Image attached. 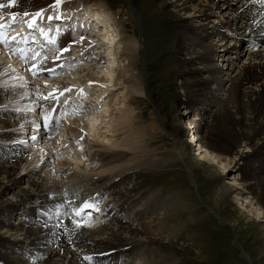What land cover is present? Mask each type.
Returning a JSON list of instances; mask_svg holds the SVG:
<instances>
[{"label":"bare ground","instance_id":"1","mask_svg":"<svg viewBox=\"0 0 264 264\" xmlns=\"http://www.w3.org/2000/svg\"><path fill=\"white\" fill-rule=\"evenodd\" d=\"M157 1L161 3L164 12L170 14L167 18L168 25L166 24L168 40L176 41L177 46L182 49L181 52H185L186 56H182V58L179 59L180 63L184 62V64L187 63L190 66V69L186 74L192 80L191 83L193 85L191 92L189 94L185 93L184 95L188 99L182 100L185 102V105L183 104V111L180 115H182V119H184L183 122H185V126L181 125L180 128L183 133H185L184 130H189L191 138V140L188 141L189 143L192 141L196 143L197 150H195L194 155L200 160L208 163V165H215L220 168L222 172H226L229 168V164L236 158L231 155L229 157H233V159L228 157V161L222 163L216 154L209 152L206 148L207 146L205 147L206 139H204V133H202L203 135L193 134L191 129L194 126H198L201 119L200 117H194L195 114H192L197 107L189 103V97L191 95H193V97L196 96V100L201 98L200 102L198 101L200 103L199 109L202 111L200 114L208 112L209 108H214L220 103L221 111H219L216 114L215 119H213L215 121L212 125L213 131L210 130L213 132L212 135L215 136V138L219 136L222 138L233 139L237 134L236 126L245 127V125L248 124L246 127L249 130L251 125L253 126L254 122L251 120L256 118V115L258 114L257 111L262 113L263 119L262 121H259L258 127L264 125V9L261 8V5H264V3L261 2V0ZM61 2H63V0H12V4L9 6V4L6 5L7 2L0 0V5H3L0 7V13L15 15L22 13L23 11H36L34 9L50 7L52 4H60ZM67 4H61L59 8L62 9V5L64 8ZM69 4L71 3L69 2ZM92 6L94 7V4ZM94 8L97 9V12L93 14L95 15V18H102V20H97L93 26L96 28L97 33L93 28L75 30V28L79 26L78 24H76L75 28H65V30L63 29V23L61 22H63L62 20H67L69 13L57 12L56 14L58 18L54 19L52 17V10L48 12L46 11L51 17L47 24L53 25V30H58L62 36L59 41L60 48L65 47L66 43L72 40L70 34H74L73 31L79 36L85 32L89 33L88 37L91 42L85 41L83 44L95 45L97 52L94 54L93 58L85 49L76 50L79 55H85L84 60H86L77 64V67L72 71L73 78L75 76L77 80V75L83 71L81 69L85 65V62H93L95 66H98L100 61L96 60L94 57L98 54L101 56V54L106 52L107 54L109 52L115 53L114 51L116 49L117 42L114 36H112V38L109 37L108 30H105L104 32L101 31V28L109 18V15L106 10H103L101 7ZM37 23L38 21L36 20L33 24L39 29L38 32H42L41 27L36 25ZM11 24L15 26L17 20L16 22H11ZM98 24L102 25L98 27ZM83 26H85V24H83ZM229 26H231V28L235 27L234 29L236 32L242 31V33L238 32L236 40L234 39V34L232 35V38L226 39L221 33L222 29L228 28ZM27 27L28 25H25L20 28L17 24L15 30L11 33V38L24 33L22 30ZM105 28L106 25L102 29L104 30ZM245 33H247L246 36L253 37V44H255V46L252 47V45H250V52L246 54L247 56L242 63H240V58L243 55L240 46L242 41L246 39H243ZM1 36L2 32H0V37ZM91 38H93L94 41L91 40ZM35 41L37 46L40 39ZM44 44L46 43L44 42ZM135 44H137V42H135ZM2 45L6 47V42L2 43ZM39 47L34 48L31 54L36 52ZM44 47H46V45H44ZM59 47L51 48L53 49V52L56 51L58 53L60 50ZM18 48L21 49L22 47ZM129 48L126 47L127 50L133 49L131 46H129ZM22 49H24V51L30 50L28 47H23ZM0 50L3 54L2 61L0 59V82L2 83L3 80L4 83L6 80L12 82L14 78L13 76H18V74L13 71V68L16 67L17 70L21 71L28 65L25 64L24 60L18 57L17 51H11L8 49L6 51L2 48H0ZM113 57L115 59V56ZM189 62L192 63L189 64ZM56 70L57 69L54 67H50L51 73L54 74V71ZM22 74L24 75V73ZM113 74L111 75V78L113 77ZM107 75L110 74L107 73ZM88 77L89 76H87V78ZM18 78L20 80L19 82H21L20 77ZM87 78L85 80H87ZM94 80L95 82L93 83H89L87 80L85 83L87 88L90 87V85H87L88 83L95 84L92 89L96 88V82L99 81V79L95 78ZM112 80H115V84L113 85L118 89L115 98L121 96L124 101L127 97L126 95L132 92L131 88L129 89L128 86H125L123 77L121 76L120 78H112ZM128 84L129 83H127V85ZM78 85L84 86V88L86 87L82 84V80H78ZM104 87L106 86H103V88ZM56 88L61 91L59 87ZM89 89H91V87ZM107 89L110 90L111 88L107 87ZM28 90L29 86L22 87V89H17L16 87L14 89L7 88V86L0 88V247L3 249H0L1 262L4 264H23V257H20L16 250L22 244H29V246L33 245V250H38L45 255L44 261L40 264H80L77 261L78 255L90 254L93 252L99 254L100 264H112L110 261L107 262L109 256L112 259V253L118 257L120 256L122 264H161L160 246L157 245L154 247V245L160 244L157 240L160 242L161 239H165L168 242L174 240L173 231H175V228L172 227L167 213L170 202L168 201L169 203H167V201L164 200L161 202L158 199L156 202L150 203V205V195L146 193L141 195L129 188H117L122 184V177L126 178L140 166L141 168H144L145 166L146 169L147 167L154 166V162L144 159L138 161L137 164L128 166L127 163L135 154V152L132 154L129 153V151L131 152L132 150H135L137 145H135L133 141L129 142V138L126 136L121 139L122 141H119L120 143H118L117 140L112 141L113 138L110 139L109 137H104L103 139L107 140V142L109 139L111 140L109 141L112 145L111 149H108L110 147H104L102 145L103 142L101 144L96 139H93L95 138V135L93 138H91V136L85 138L86 135L83 133L82 129L90 126V130H93V128L95 130L99 124L97 123L98 125H96V121L94 124L91 122L95 119L88 120L90 110L87 112V110L84 111L82 108L86 106L88 109V103L90 106H93L96 99H91L92 96L89 98L90 93L84 89L81 90V93L87 95L83 97L82 101H80L79 108L83 110V113L85 112V116L83 118L80 117L81 119L75 118L73 121L75 127L71 126L72 123L69 125V128H64L63 133L56 136L62 145L66 144L65 146L67 149L61 151L65 152V155L56 158L58 164H53L52 168H50L49 163L52 162L49 160L51 158L49 155L50 153L40 152L37 156H34L31 154L34 149L30 147L28 141L26 143H29L28 150L30 151V154L26 150V145L19 143L22 141L20 126L23 125L24 129V127L35 124V130L36 127H41L38 123V115L35 114L32 116L31 114H24L22 111L26 106L30 105L31 109L27 112L33 113L35 111L32 107L37 106L38 110L40 105L45 103L48 108L57 103L56 112H60L66 107L65 104L61 103V100L64 98L61 97L57 100L54 98V95H50L46 99L42 96L38 98L34 92ZM103 90L106 91L105 88ZM132 90H134V92L136 90L138 93H143V89H140L139 87H134ZM105 91H101V93ZM34 95L36 97L35 99L32 98ZM146 95L147 91L145 96ZM198 96L202 97L198 98ZM208 96L209 99L205 100ZM98 98L99 95H97V99ZM75 102L77 105V101ZM231 109H233L234 112L232 113L236 115V117L231 114ZM246 109H248V112L245 116ZM95 110L96 109L93 111ZM121 112L124 115V112L126 111H120L119 115L124 117L121 115ZM187 116L189 119L186 118ZM249 117L250 121L246 124L245 121H247ZM84 121L85 123L80 126L79 124H82ZM114 123L115 122H113V124ZM118 125L121 127H128L130 123L127 121L122 123L119 121L115 123L114 126H112V129L108 130L111 131L112 136H116L117 133H119L116 131ZM18 127L19 130H17ZM89 128L87 132L90 131ZM68 129H71L70 133L68 132ZM29 130H31V135L34 137V134H32L33 128H30ZM45 134H49V132H43L39 138H32L34 141L32 145L43 143L41 150H44L47 144L50 145V149H52L51 146H53L55 141L52 137L43 139L47 136ZM245 134L247 135L246 139L252 138L253 136L252 131ZM23 138L25 137L23 136ZM38 139H43L44 142L41 140L38 141ZM130 139H132V136ZM263 140L264 136L262 137V141ZM80 142L83 144H79ZM263 142L260 144L261 146L254 151L249 149L247 145H244L241 153L249 152V150H251V158L253 160H256V155L262 156V160H264ZM71 144L75 145L77 150H81L80 148H82L74 160L68 158L70 155L67 156V151L70 150ZM112 147L114 150H112ZM114 147H116V149ZM228 148L224 147L223 150L219 149V151L222 154H226L228 153L227 151H229ZM175 151L178 152L177 157L179 161L184 165V171L188 176L189 183L193 184L194 180L192 179V173L189 167L185 164L183 160L184 158L176 147ZM88 155L89 158L84 161ZM252 165L254 166V164ZM243 168H245V165H243ZM237 182V178L234 177L226 183L231 185L238 184L239 187L236 188L238 190L235 196L237 199L242 198L246 201L247 198L251 196L246 193L245 189L249 185H252V183H244L245 185H242L240 182ZM262 185H264V181ZM99 192L104 196V199H107L108 201L110 200V202L107 203L103 201L99 202L102 207L100 213L103 211V216L98 217L100 223L96 222L93 225L88 223L87 225L91 226L84 229L80 228L75 223L70 222V219H67L68 222L65 220L59 224L61 226V233L56 235L58 238L53 234V228L51 226L40 228L25 224V222L20 223L10 221L9 218L6 217L9 211L13 212V210L18 209V207H21L19 210L21 211L25 205L28 206V210H31V204L35 201L41 202L46 209H53V201L60 198L64 200L66 204L75 206L76 203L81 204V201H84L85 203L89 202L87 201L88 197L94 196L95 194L97 195ZM261 192L264 198V188L261 189ZM10 193L12 194L9 195ZM7 195H9V197H6ZM10 196L12 198H10ZM73 196L77 200H75ZM111 200L113 201V205H111ZM246 202L248 203V206H250L248 211L251 212L256 219H260V221L264 222V208H262L261 205V207L254 205L249 199ZM93 209L94 206L92 207V211ZM209 211V213L214 215L211 210ZM37 212H39L38 209ZM122 213L128 214L126 216L124 215L126 218L120 216ZM26 214L29 215V212H26ZM215 217H217L216 214ZM145 219H147V222H145ZM218 220H220V218H218ZM221 222L226 224V221ZM96 224L100 225L94 226ZM22 233L23 235L20 237ZM162 233H165V235ZM15 234L18 235V237L15 236ZM43 241H46V243H43ZM36 244L41 245L35 246ZM234 244L235 246H239L236 241ZM240 256L243 260L248 261V256L244 253H240Z\"/></svg>","mask_w":264,"mask_h":264},{"label":"rangeland","instance_id":"2","mask_svg":"<svg viewBox=\"0 0 264 264\" xmlns=\"http://www.w3.org/2000/svg\"><path fill=\"white\" fill-rule=\"evenodd\" d=\"M65 1L68 4L69 2L71 3L69 6L72 4L73 6H92L94 4V7L105 9L109 15V18L102 26V28H104L106 25V28L104 30L101 28V31L104 32L108 30L109 37L112 38V36H114L117 42L115 53L109 52L107 54L106 52L103 53L104 55L101 54L99 59L102 57L103 60L102 62L100 61L98 66H95L93 62H85V65L81 69L84 72L81 71V73L77 75L78 78L81 76L80 79L82 78L85 83L87 76H89L88 78L90 79L92 78L90 80L92 82H95V78L99 79V81L96 82L95 89H92L95 84L89 83L87 85H90L91 89H89L90 87L86 89V91L90 93L89 98L91 96V99L96 98L95 103L93 102V106H90L88 103V109L90 110L88 120L95 119L91 122L94 124L96 121L95 124L99 125L95 130L94 128L90 130L89 126L86 128L84 127L82 131L86 135L85 138L89 136L93 138L95 135L93 139H96L101 144L103 142L102 145L104 147H110L108 149H111L112 146L109 142L111 141L110 139L113 138L112 141L117 140V142L120 143L119 141H122V138L125 136L128 137L129 142L133 141L134 144L137 145L135 150H138L137 152L135 150H132L133 152L129 151V153L132 154L135 152V156L133 155L131 157L127 163L128 166L137 164L138 161L144 159L154 162L155 165L147 167V169L145 166L144 168H141V166L138 167L132 174L128 175L130 178L128 176L124 178L121 175L122 184L119 185L118 188H129L141 195L145 193L150 195L149 204L156 202L158 199L161 202L163 200L167 201V203L170 202L167 213L172 227L175 228V231H173L174 240L168 242L165 239H161V242L157 240L160 244L154 245V247L157 245L160 246L161 264H248L249 262L251 264H264V222L260 221V219H256V217L248 211L250 206H248L246 202L249 199L254 205H261L262 208H264V198L261 192V189L264 188V185H262L264 181V160H262V156L259 155H256V160L251 158L252 151L261 146L260 144L264 141H262V137L264 136V125L258 127L259 121L263 120L262 113L257 111L258 114L256 118L251 120L254 122L253 126L251 125L249 130L246 126L248 125L247 122L250 121V117L245 121L247 124L245 127L236 126L237 134L233 139L219 136L215 138V136L212 135V125L215 122L213 119H215L216 114L221 111L220 103L214 108H209L208 112L200 114L202 111L199 109V102L202 96H198L200 99L196 100V96L193 97V95H191L189 97V103L197 107L192 114H195L194 117H200L201 119L199 125L191 129L193 134H196V132H198L197 134L204 133V139H206L205 147L207 146L206 148L209 152L216 154L222 163H226L228 161L227 158L231 155L237 159L232 160L233 162L229 164V168L226 172H222V170L215 165H208V163L200 160L194 155L195 150H197V145L193 141L191 143L188 142L191 140L189 130H184L185 133H183L180 128L181 125L185 126V122H183L184 119H182V115H180L183 111L182 106L183 104L185 105V102L182 100L188 99L184 95L185 93L189 94L191 92L193 84L191 83L192 80L190 77L186 74L190 66L187 63L184 64V62L180 63L179 60L182 56H186L185 52H181L182 49L177 46L176 41L168 40L166 27L168 25L167 18L170 14L164 12L161 3L157 0ZM66 2L58 5L56 4L53 8L58 9L61 4H67ZM223 30L224 38H226V33L228 34V32L234 30V28L229 26ZM238 32L242 33V31H237L233 35L235 40ZM247 33H245L243 39L246 38L247 40ZM85 39L90 38L87 36ZM135 42H137V44H135ZM80 43V41H76L77 45ZM129 46L133 49L129 50ZM76 47L77 46H73L71 49L74 51ZM126 47L129 49L127 50ZM244 47L246 48L247 46H240L243 53L240 58V63L245 59L247 56L246 54L250 52L249 49L248 51L245 49L243 50ZM72 50L66 52V58L68 60L71 58L68 53ZM113 56H115V59ZM0 59L1 61L3 59L1 50ZM191 63L192 62H189V64ZM43 68H46V64H43ZM107 73L110 75H107ZM48 74L49 69L42 71V76L36 73L30 74V77L34 81L33 89H35L38 95L45 94V90L49 85L45 84L46 82L49 83L56 79L54 76L49 77ZM112 74L113 79L115 77H123L125 86H128L129 89L131 88L132 92L126 95L127 97L124 101L121 96L115 98L118 89L113 85L115 84V80H112ZM13 77L10 83L6 81L4 83V80L2 83L0 82V88L7 86V88L14 89L18 87V89H22L21 87L24 86V83L19 82V78ZM59 79L61 80L60 77ZM127 83L129 84L127 85ZM103 86H106L104 87L106 91L103 90ZM107 87L111 89L109 90ZM134 87L143 89V93H138L136 90L135 93L134 90H132ZM101 91L105 92L101 93ZM146 91L148 97L147 95L145 96ZM97 95H99L98 99ZM206 99H209V96L205 98V100ZM94 109L96 110L93 111ZM247 110L248 109L245 110V116L247 115ZM120 111H126L124 115L121 112V115L124 117L119 115ZM232 112H234L233 109H231V114L236 117ZM186 118L189 119L188 116ZM118 120L121 121V123L127 121L130 125L128 127H121L118 125L116 130L119 132L117 133L118 136H112L111 131L108 130L112 129V126L119 122ZM113 122L115 123L113 124ZM84 123L85 121L79 125L82 126ZM71 126L75 127L74 123ZM66 128H69V126ZM88 128L90 131L87 132ZM163 128L171 135L164 132L162 130ZM251 131L253 135L252 138L246 139L247 135L245 133ZM68 132L70 133L71 129H68ZM131 136L132 139H130ZM104 137H109V141L107 142V140L103 139ZM79 144L82 145L83 143L80 142ZM244 145H247L252 151L249 150V152L241 153ZM223 146L225 148L229 147L228 153L222 154L219 151V149H224ZM175 147L179 150L184 158L185 164L192 173V179L194 180L193 184L189 183L188 176L184 171V165L179 161L177 157L178 152L175 151ZM114 148L116 149V147ZM80 149L82 150V148ZM53 150L54 149H48V153H50L49 155L51 156L49 159L50 161H54V157L57 156V154L52 152ZM81 150L68 156V158L74 160ZM112 150H114L113 147ZM29 152L28 150V153ZM64 153L65 152L60 156L65 155ZM31 154L37 156L39 152L34 149ZM233 157L229 158L233 159ZM88 158L89 155L84 161ZM252 164H254V166ZM243 165H245V168H243ZM234 177H236L238 182L242 185H245L244 183H252L253 186L249 185L246 189L244 188L246 193L251 196L247 198L246 201L242 198L237 199L235 196L238 190L236 188L239 187L238 184L231 185L226 183ZM11 194L12 193L9 195ZM9 195L6 197H9ZM10 198L12 197L10 196ZM209 210H211L214 215L209 213ZM215 214L220 220L215 217ZM122 215L126 216L128 214L122 213ZM125 216L123 217L126 218ZM146 220L147 219H145V222H147ZM221 221H226V224ZM162 234L165 235V233ZM15 236L18 237L16 234ZM233 239H235L239 246H235ZM38 245L41 244H36L35 246ZM0 249L3 250L2 247H0ZM240 250L242 254L244 253L248 256V261L241 258ZM112 256V260L115 264H120L122 262L120 257L116 255ZM37 264H39V262Z\"/></svg>","mask_w":264,"mask_h":264},{"label":"snow or ice","instance_id":"3","mask_svg":"<svg viewBox=\"0 0 264 264\" xmlns=\"http://www.w3.org/2000/svg\"><path fill=\"white\" fill-rule=\"evenodd\" d=\"M11 4H12V0H9V6H11ZM3 5H0V7H2ZM27 13H25V15H26ZM88 205L87 204H85V207H87ZM74 223H75V221H74Z\"/></svg>","mask_w":264,"mask_h":264},{"label":"water","instance_id":"4","mask_svg":"<svg viewBox=\"0 0 264 264\" xmlns=\"http://www.w3.org/2000/svg\"><path fill=\"white\" fill-rule=\"evenodd\" d=\"M164 132H166V130H165V128H163L162 129ZM168 135H169V133L168 132H166ZM185 169V168H184ZM223 220V219H222ZM233 241H234V243H235V239H233ZM239 248V247H238ZM240 249V248H239ZM242 251L240 250V253H241ZM248 264H250V263H248Z\"/></svg>","mask_w":264,"mask_h":264}]
</instances>
